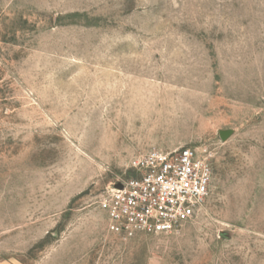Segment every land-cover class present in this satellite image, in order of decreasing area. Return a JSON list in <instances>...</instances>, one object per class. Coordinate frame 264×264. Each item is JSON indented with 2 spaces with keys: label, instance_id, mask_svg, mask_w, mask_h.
Listing matches in <instances>:
<instances>
[{
  "label": "rangeland",
  "instance_id": "374dc122",
  "mask_svg": "<svg viewBox=\"0 0 264 264\" xmlns=\"http://www.w3.org/2000/svg\"><path fill=\"white\" fill-rule=\"evenodd\" d=\"M182 146L198 213L109 232L106 186ZM0 264H264V0H0Z\"/></svg>",
  "mask_w": 264,
  "mask_h": 264
},
{
  "label": "built area",
  "instance_id": "2783aa9c",
  "mask_svg": "<svg viewBox=\"0 0 264 264\" xmlns=\"http://www.w3.org/2000/svg\"><path fill=\"white\" fill-rule=\"evenodd\" d=\"M132 167V174L111 181L98 200L113 234L176 231L209 196L212 166L195 146L151 149L135 158Z\"/></svg>",
  "mask_w": 264,
  "mask_h": 264
}]
</instances>
